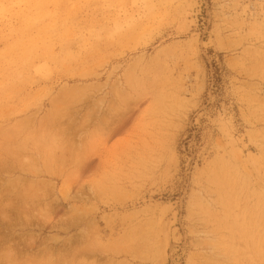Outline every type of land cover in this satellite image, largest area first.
<instances>
[{"label":"rangeland","instance_id":"1","mask_svg":"<svg viewBox=\"0 0 264 264\" xmlns=\"http://www.w3.org/2000/svg\"><path fill=\"white\" fill-rule=\"evenodd\" d=\"M0 264H264V0H0Z\"/></svg>","mask_w":264,"mask_h":264}]
</instances>
